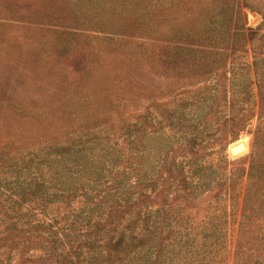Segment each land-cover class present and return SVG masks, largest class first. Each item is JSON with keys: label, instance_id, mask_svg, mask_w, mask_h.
Listing matches in <instances>:
<instances>
[{"label": "rangeland", "instance_id": "374dc122", "mask_svg": "<svg viewBox=\"0 0 264 264\" xmlns=\"http://www.w3.org/2000/svg\"><path fill=\"white\" fill-rule=\"evenodd\" d=\"M237 6L244 27L255 32L251 40L234 46L188 42L191 51L176 55L166 33L198 32L210 23L204 15L222 7L232 25L240 26ZM160 33L163 43L155 40ZM166 48L168 56L162 55ZM206 64L211 67L205 74ZM260 82L264 84V0H0V156L20 157L82 138L88 144L109 141L119 161H129L121 168L135 169H125L131 182L140 169L156 174L163 163L153 164L158 159L182 164L188 180L198 169L208 177L207 185L194 196L181 192L185 196L174 201L172 193L161 215L201 221L203 214L196 215L194 207L210 205L224 231L210 239L200 227L199 252L191 256L182 248L187 260L180 264H195L203 256L211 262L202 264H264V227L259 229L264 221H254L251 234L241 228L250 168L258 155L264 157V139L255 151L264 119ZM188 127H196L190 132L202 140L197 155L186 147ZM128 130L137 131L136 145L130 144ZM113 165L84 186L89 193L98 192L93 203L116 191L111 188L118 183L114 178L120 163ZM143 190L150 199L137 202L136 212L154 216L160 201H154L153 188ZM70 200L46 209L26 204L20 225L28 230L27 221L47 218L54 221V232L62 234L85 208V197ZM49 253L54 255L53 249ZM44 255L39 246L28 253L34 259ZM0 264L21 260L2 249Z\"/></svg>", "mask_w": 264, "mask_h": 264}, {"label": "trees", "instance_id": "16d2710c", "mask_svg": "<svg viewBox=\"0 0 264 264\" xmlns=\"http://www.w3.org/2000/svg\"><path fill=\"white\" fill-rule=\"evenodd\" d=\"M226 10L227 7H222L213 11L212 15L205 14L203 19L210 20V23L198 32L185 33L177 30L166 33L167 38L174 40L172 42H174L176 55L181 57L189 53L190 42L204 43L215 40L221 45L234 46L240 43L246 44L248 38L251 40L255 32L244 27L240 7L237 6L235 10L237 20L241 21L240 26L232 25V16L228 17ZM161 35V33L158 34V39H155L157 42H162L159 40ZM165 51L167 48L161 54L170 55L169 51L168 53ZM198 52L206 55L204 49ZM161 54L159 58H162ZM207 64L203 68L205 74L211 67ZM258 64L259 62L256 61V67ZM259 88L260 97L264 101V84L260 82ZM136 127V124L132 126L135 129ZM188 129L186 130L187 138H185L186 147L190 148L193 155H197L202 141L200 134L190 132V130L195 131L196 127H188ZM136 132V130H128L126 133L131 145H136L139 141ZM262 139H264V119L257 130L256 154L263 146ZM81 141L82 138H76L68 143L43 148L20 157L0 156V177L2 176L0 179V229L6 225L4 230H0L2 234L0 253L2 249L9 250L11 255L14 253L19 256L21 264H37L41 261L43 264H131L134 258H136V264H180L178 262L187 260L185 250L191 256L199 252L203 242L199 233L200 227H203L206 237L210 239H217L216 232L223 233V228L216 222L221 217L212 211L214 208L210 205L194 207L196 215L203 214L200 216L201 221L189 218L187 222H184V218L171 217L169 212H166L164 216L161 215L166 206L170 205L168 202L172 193H175L172 196L174 201L185 195L194 196L195 191H199V187L207 185L208 177L198 169L193 170L194 173L188 180V172L184 171L182 164H178L174 159L171 161H168V158L158 159V161L154 160L153 164L157 165L160 161L163 163L156 174H152V171L145 168L140 169L137 172L138 179L131 182L132 177H129L130 173L125 169L129 168L132 172L135 169L121 168L129 161L124 159L120 162V156L116 155L119 152L109 141L103 144L95 139L90 140V144L81 143ZM87 145L91 147L87 148ZM114 155L116 158L113 157ZM194 160L198 161L199 157ZM255 160L249 172V184L241 222V228L250 231V234L254 221H264V157L258 155ZM118 162L120 166L116 168L117 177L114 178V180L118 178V183L111 188L112 191H116L111 194L106 193L98 202L93 203L94 199L100 197L93 196L99 195L98 192L89 193L84 186L100 178L104 169ZM211 182L212 179L209 185ZM149 187L153 188L154 201L157 202L159 199L161 205V210H156L154 216L151 211L136 212L137 202L150 199L143 190ZM136 188L139 190L136 191ZM136 192L139 194L137 199ZM181 192L185 195H181ZM78 195L85 197V208L81 210L80 215H73L75 220L71 221L62 234L54 232V221L47 218L46 221L38 218L32 223L27 221L28 230H24L25 227L20 225L26 216L22 212L24 205L46 209L54 203H70L72 202L70 199ZM259 214L262 215L261 218ZM263 227L264 222L259 228L260 231ZM38 246L45 255L35 259L28 257V253ZM49 248L53 249L54 255L49 253ZM182 248L185 250L183 251ZM220 252L215 250L216 254ZM206 261L211 262V258L200 257L195 264Z\"/></svg>", "mask_w": 264, "mask_h": 264}, {"label": "water", "instance_id": "95a60500", "mask_svg": "<svg viewBox=\"0 0 264 264\" xmlns=\"http://www.w3.org/2000/svg\"><path fill=\"white\" fill-rule=\"evenodd\" d=\"M240 147H241V145L235 147V148L232 150L231 155H232V156H235V155L237 154V152H238V150H239Z\"/></svg>", "mask_w": 264, "mask_h": 264}]
</instances>
